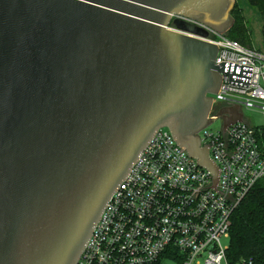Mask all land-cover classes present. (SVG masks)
I'll use <instances>...</instances> for the list:
<instances>
[{
    "label": "water",
    "instance_id": "95a60500",
    "mask_svg": "<svg viewBox=\"0 0 264 264\" xmlns=\"http://www.w3.org/2000/svg\"><path fill=\"white\" fill-rule=\"evenodd\" d=\"M236 1L0 0V264H78L161 127L217 189L198 132L243 120L239 104L210 117L211 94L221 71L249 87L253 67L217 65L189 19L227 33Z\"/></svg>",
    "mask_w": 264,
    "mask_h": 264
},
{
    "label": "built area",
    "instance_id": "2783aa9c",
    "mask_svg": "<svg viewBox=\"0 0 264 264\" xmlns=\"http://www.w3.org/2000/svg\"><path fill=\"white\" fill-rule=\"evenodd\" d=\"M189 21L205 28L206 39L218 45L217 65L227 61L253 67L249 87L229 83V74L221 71L210 117L223 105L239 104L242 114L246 108L264 118V52ZM219 119L221 126L210 130ZM214 122L198 135L221 169L219 191L209 187L212 173L178 144L168 127H161L113 193L78 264H228L229 244L223 239H230L235 211L264 176V124L243 114L242 121L223 132V118Z\"/></svg>",
    "mask_w": 264,
    "mask_h": 264
},
{
    "label": "trees",
    "instance_id": "16d2710c",
    "mask_svg": "<svg viewBox=\"0 0 264 264\" xmlns=\"http://www.w3.org/2000/svg\"><path fill=\"white\" fill-rule=\"evenodd\" d=\"M264 13V0H249ZM235 23L226 35L245 46L248 28L243 6L237 1L232 10ZM227 250L228 264H264V183L258 181L246 195L233 215L230 242ZM155 264H162L158 261Z\"/></svg>",
    "mask_w": 264,
    "mask_h": 264
},
{
    "label": "rangeland",
    "instance_id": "374dc122",
    "mask_svg": "<svg viewBox=\"0 0 264 264\" xmlns=\"http://www.w3.org/2000/svg\"><path fill=\"white\" fill-rule=\"evenodd\" d=\"M244 8V15L246 17V23L248 28V40L252 48L264 52V13L260 12L259 9L249 3V0H237ZM236 1V2H237ZM243 114L255 124H264V118L262 114L257 110H249L243 108ZM222 124V119L214 122L209 129L216 130ZM264 183V176L261 178ZM229 238H224L223 243L225 245L230 244ZM163 264H170L164 262ZM197 264V263H194ZM203 264V263H201Z\"/></svg>",
    "mask_w": 264,
    "mask_h": 264
},
{
    "label": "flooded vegetation",
    "instance_id": "af4514ba",
    "mask_svg": "<svg viewBox=\"0 0 264 264\" xmlns=\"http://www.w3.org/2000/svg\"><path fill=\"white\" fill-rule=\"evenodd\" d=\"M173 19H174V18H173ZM173 19H172V22H171V23H172V24H171L172 26H174V24H173ZM223 106H225V105H223ZM223 106H222V107H223Z\"/></svg>",
    "mask_w": 264,
    "mask_h": 264
}]
</instances>
